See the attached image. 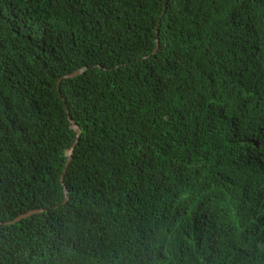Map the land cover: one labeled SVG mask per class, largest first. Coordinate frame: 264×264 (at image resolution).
<instances>
[{"label":"trees","instance_id":"obj_1","mask_svg":"<svg viewBox=\"0 0 264 264\" xmlns=\"http://www.w3.org/2000/svg\"><path fill=\"white\" fill-rule=\"evenodd\" d=\"M0 264H264V0H0Z\"/></svg>","mask_w":264,"mask_h":264},{"label":"water","instance_id":"obj_2","mask_svg":"<svg viewBox=\"0 0 264 264\" xmlns=\"http://www.w3.org/2000/svg\"><path fill=\"white\" fill-rule=\"evenodd\" d=\"M84 68H85V67L77 68L76 70H73V71L67 73L66 75H64V77H71V76H73V75L79 73L80 71H82ZM71 126H72V128L74 129V131L76 132V136H77V135L79 134V128H78L75 124H73V123L71 124ZM76 140H77V139H76V137H75V138L73 139L71 145H70L69 147H67V148L64 149L65 161H64V164H63L62 172L65 170V167H66V165H67V163H68V161H69V159H70V150H71V148L75 145ZM61 178H62V173H60V175H59V179H60V180H61ZM39 210H40V209H35V208H33V209H29V210H27V211H24V212L19 213L18 215H16L15 217H13V218L10 219V220H6V221H4V223H11V222H14V221H16V220H19V219L22 218V217H25V216H27V215H29V214H31V213H33V212L39 211Z\"/></svg>","mask_w":264,"mask_h":264}]
</instances>
